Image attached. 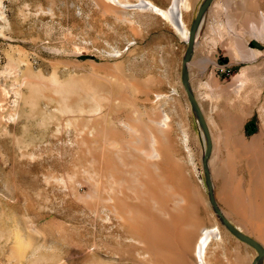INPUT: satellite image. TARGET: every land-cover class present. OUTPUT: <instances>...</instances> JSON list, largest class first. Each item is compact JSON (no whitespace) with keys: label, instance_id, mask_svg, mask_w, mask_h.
<instances>
[{"label":"rangeland","instance_id":"rangeland-1","mask_svg":"<svg viewBox=\"0 0 264 264\" xmlns=\"http://www.w3.org/2000/svg\"><path fill=\"white\" fill-rule=\"evenodd\" d=\"M202 1L191 0L189 26ZM243 2L214 0L190 74L208 124L209 115L223 129L236 121L245 142L221 145L222 127L209 124L218 203L264 245V36L251 35L264 0ZM239 35L248 36L254 59L237 47ZM186 47L149 8L115 0H0V264H196L201 229L213 225L224 241L210 246L211 264L253 263L257 250L236 238L210 203L205 138L181 80ZM158 93L166 97L157 100ZM162 113L173 145L163 140L152 165L124 123L153 128L151 119ZM183 130L197 146L194 166L179 160ZM106 134L124 139V152ZM115 178L124 179L128 191L119 197L134 209L124 218L105 200Z\"/></svg>","mask_w":264,"mask_h":264},{"label":"bare ground","instance_id":"bare-ground-1","mask_svg":"<svg viewBox=\"0 0 264 264\" xmlns=\"http://www.w3.org/2000/svg\"><path fill=\"white\" fill-rule=\"evenodd\" d=\"M115 1H117L118 3H120L121 5H123L125 7L138 6V7H142V8H149L151 10L156 11L159 15L163 16L164 19L169 21V23L174 28L175 32L180 36V38L182 40H184L185 42H187V40L189 38V35H190V26L188 25V23H187V21L185 19V16H186L185 12L190 10V8L192 6L191 0H171V2L166 7H160V6L156 5L155 3H153L150 0H139L137 3L131 2L130 0L129 1H127V0H125V1L124 0H115ZM243 1L244 0H242V3H244ZM254 29H255L254 31L253 30L251 31V32H253L251 35H256V37L264 36V16H261V21L256 26H254ZM237 40L239 42L237 44V47H239V49L241 48L243 51L247 52L249 57L254 59L255 58V51H253V49L249 45L248 36L247 35L246 36L245 35L244 36L241 35L240 37L237 38ZM207 86H209V85L207 84ZM224 90H226V89H224ZM219 93L221 94L222 92H219ZM223 93H225V92L223 91ZM223 95H225V94H223ZM164 97H166V95L163 94V93H158L156 95V99L157 100H161ZM202 109H203V106H202ZM208 117H209V119H208L209 120V124H210L211 127H213L214 129H220L222 127V130L221 131H217V133H216V135L218 134V142H220L221 145H226V144L230 145V143H234L236 146H241V145L243 146L244 145L245 142H244L243 137L242 136L240 137V136H238L236 134V124L234 123L236 121L233 122L231 120V123H230L231 125L230 124L229 125H225V128L223 129L224 126L219 121V119L216 120L211 115H209ZM263 119H264V114H263ZM151 120H152V123L154 124L153 128L145 126L142 123L141 120L139 121V125H140L139 129L136 128L135 126H133L132 122L129 123V121L125 122L124 126L128 130H131V131L135 132V134H134V136H133V138L131 140V143H133L134 149L137 150V151L142 152L146 156V158H148V159H150L152 161L153 160L155 161L156 159H158L159 157L162 156V153H161L162 141L163 140L167 141L168 145H173L172 144L173 141H172L171 136L169 134L171 126H170L169 117H168V115L166 113H162L159 118H153ZM238 122H240V121L238 120ZM261 128H262V132H264V127H261ZM90 133L92 134V131ZM101 133L104 136V128L101 129ZM120 140H122V138L119 139V138H115V137H109L106 134L105 141L107 143H109V145H112V146L116 147L117 149L121 150V145H120L121 141ZM177 141L179 142V145L181 146V149L179 150V155H180L179 160L181 161V163L183 165H192V166H194L195 157L197 156V152H196V147L197 146L195 145V143L192 142V139L189 136L188 132L183 130L181 135H180V137H179V139ZM124 143H125V140H124ZM144 144H146V145H144ZM124 145H123V147H124ZM125 149H127V148L125 147ZM123 150H124V148L121 150V152H124ZM227 150H229V149H227ZM165 160L166 159L164 158V162H165ZM154 161L151 162L152 165H155ZM210 164H212V160H211ZM223 164H225V163H223ZM180 167L183 169L182 166H180ZM223 168H225V167L223 166ZM210 169H211V167H210ZM218 172H219L220 175H222L224 191L226 192L228 199L230 201H233V199L231 198L230 191H229L228 186H227V183H228L227 180L228 179L226 178V175L223 174V169H222V171L219 169ZM182 174H183V172L181 171V175ZM111 176H112V178L114 177L113 175H111ZM122 179L123 178H121V179H119V178L113 179L112 183H111L112 185L108 188L107 195L105 196L106 203H108L109 206L111 207L110 209L114 212V214L116 216H118L120 218H124L126 216V214H131L134 211V209H132L128 205V203L123 202L124 196L122 194V188L123 189H125V188L127 189V185L126 186L124 185V182H123L124 179L123 180ZM125 179H127V178H125ZM201 182L203 183V179H201ZM233 182H235V181H233ZM116 183L119 184V186L117 184L118 187L114 186V185H116ZM128 184L131 185L130 182ZM143 187H146V188L149 189L151 187V184L150 183L149 184H143ZM160 187L164 188L162 185ZM131 189H133V187ZM127 191H128V189H127ZM121 194H122L123 198L119 197ZM128 194H130V193L128 192ZM243 196H244V194H243ZM174 197L177 200V202H183L184 199H185L181 194H176V193L174 194ZM128 199H126V200H128ZM173 201H175V200H173ZM163 202H164V200H163ZM163 202H161L160 200H158L156 202V203H158L160 209H164V205H162ZM235 207H237V206H235ZM167 209H168V207H167ZM165 210H163V213H166V212H164ZM168 226L171 227V226H173V224L170 223ZM158 227L159 228H164V226H161V225H158ZM223 241H224V233H223L222 229L218 225H213V226L202 228L200 236L197 239V242H196L195 247H194V257L196 259V264H211V261H210V258H209V256H210V246L212 245V243H216V242L217 243H222Z\"/></svg>","mask_w":264,"mask_h":264},{"label":"water","instance_id":"water-1","mask_svg":"<svg viewBox=\"0 0 264 264\" xmlns=\"http://www.w3.org/2000/svg\"><path fill=\"white\" fill-rule=\"evenodd\" d=\"M213 2L214 0H203L201 2L197 10V13L195 15V18L190 26V35L186 42L187 47H186L185 55L182 60L181 80H182V84L184 86V90L186 92L187 98L189 100V103L195 113V116L197 117L198 123L202 128L203 135L205 138V150L203 153L202 162H203L205 183L208 189L210 203L212 207L214 208V210L216 211V213L218 214L221 222L225 225V227L236 238L247 243L248 245L252 246L254 249L257 250L258 255L253 260L252 264H260L261 260L264 257V245L258 239L248 235L242 229H240L236 224H234V222L224 214L216 198L215 191H214L213 177H212V173L210 169V160H211L212 153H213L212 134H211L210 127L208 125L206 116L202 109V106L200 105V102L198 101V98L196 94L194 93L192 83H191L190 63L192 61V58L195 52L198 32L204 21L205 15Z\"/></svg>","mask_w":264,"mask_h":264}]
</instances>
